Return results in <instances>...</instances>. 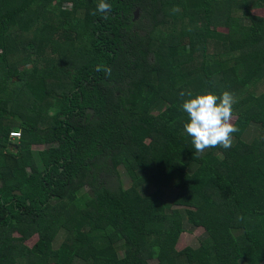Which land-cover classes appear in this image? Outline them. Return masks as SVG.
<instances>
[{
  "label": "trees",
  "instance_id": "16d2710c",
  "mask_svg": "<svg viewBox=\"0 0 264 264\" xmlns=\"http://www.w3.org/2000/svg\"><path fill=\"white\" fill-rule=\"evenodd\" d=\"M97 2L0 0V264H264V0ZM182 91L233 93L231 148Z\"/></svg>",
  "mask_w": 264,
  "mask_h": 264
},
{
  "label": "clouds",
  "instance_id": "9594fccd",
  "mask_svg": "<svg viewBox=\"0 0 264 264\" xmlns=\"http://www.w3.org/2000/svg\"><path fill=\"white\" fill-rule=\"evenodd\" d=\"M111 11L112 5L107 0H98L96 9L91 14L96 15L99 12L107 16ZM96 71H103L106 76L111 75V69L106 65H97ZM180 97L182 99L180 107L187 115V120L183 123V131L191 138V144L197 155L210 147L223 149L232 147V134L239 131L232 123L233 105L236 102L233 93L223 91L215 95L210 91L203 93L182 91Z\"/></svg>",
  "mask_w": 264,
  "mask_h": 264
},
{
  "label": "rangeland",
  "instance_id": "374dc122",
  "mask_svg": "<svg viewBox=\"0 0 264 264\" xmlns=\"http://www.w3.org/2000/svg\"><path fill=\"white\" fill-rule=\"evenodd\" d=\"M47 3V1L45 2ZM65 9H68L70 10V5L68 4H65L63 6ZM251 14L254 15V16H257V17H261V18H264V10H253L251 11ZM219 32H224V29H218ZM15 80V79H14ZM233 121L232 123L234 125H236V123L238 122V118L236 116H233ZM199 234L198 232V229L197 230H194L193 232H182L179 234L177 240H176V244H175V249L176 250H180L182 249L183 247H186L190 244H193L195 242V238L196 236ZM37 237L36 236H33L32 238H30L27 242H26V245L27 246H32L35 241H36Z\"/></svg>",
  "mask_w": 264,
  "mask_h": 264
},
{
  "label": "built area",
  "instance_id": "2783aa9c",
  "mask_svg": "<svg viewBox=\"0 0 264 264\" xmlns=\"http://www.w3.org/2000/svg\"><path fill=\"white\" fill-rule=\"evenodd\" d=\"M19 132H12L11 134H10V140H15V139H18L19 138Z\"/></svg>",
  "mask_w": 264,
  "mask_h": 264
},
{
  "label": "water",
  "instance_id": "95a60500",
  "mask_svg": "<svg viewBox=\"0 0 264 264\" xmlns=\"http://www.w3.org/2000/svg\"><path fill=\"white\" fill-rule=\"evenodd\" d=\"M136 16V13L134 14V17Z\"/></svg>",
  "mask_w": 264,
  "mask_h": 264
}]
</instances>
